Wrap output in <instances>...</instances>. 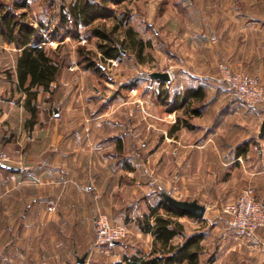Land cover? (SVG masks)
Wrapping results in <instances>:
<instances>
[{"label":"crops","instance_id":"0c3cea01","mask_svg":"<svg viewBox=\"0 0 264 264\" xmlns=\"http://www.w3.org/2000/svg\"><path fill=\"white\" fill-rule=\"evenodd\" d=\"M234 17L231 20L225 16L224 22L221 19L219 24H208L210 30L195 38L206 50L199 64L208 67L205 64L217 60L235 69L245 68L264 86V19ZM18 51L0 35V151L13 159L11 164L0 167V264H126L125 256L142 253L148 257L154 249L152 236L139 231L136 218L147 213L149 206L159 199L165 200V196L173 203L200 205L205 216V205L197 197L179 196L190 186L184 185L186 180L194 181V171L201 168L209 175L224 171L226 186L254 187L256 199L264 203V132L259 137L264 105L245 109L225 99V115L224 111L220 116L207 115L219 103V91L227 94L221 83L222 90L219 85L215 88V99L202 102L198 115L190 114V128L181 122L173 129L175 120L157 148L158 171L172 170L173 180H169L167 187H158L160 193L156 195L149 184L143 187L135 180V168L130 161L118 159V151L123 152L122 140L108 136L101 139V133L88 132L87 119L69 115L67 104L58 101L59 92L65 88L61 78L73 72L72 67L61 71L51 84L50 93L37 94V115L32 124L27 122L30 113L24 106L25 94L16 82ZM182 71L183 78L173 85L177 102L189 88L201 87L204 97L208 96L215 79L212 73L196 72L193 66ZM49 96L53 97L51 101ZM192 102L195 101L191 100L190 105ZM255 119L256 129L251 127ZM182 132H188L191 140L181 143ZM169 141L175 145L166 149ZM182 148L188 152L184 158ZM145 153L151 155L150 150ZM208 154L210 157L201 162L202 156ZM99 213H105L114 222L123 221L143 241L139 245H97L93 219ZM188 215L177 218L183 227L186 219L197 221ZM176 239L181 242L182 237L176 236L172 241ZM256 239L257 255L245 254V243L231 251L237 253V263L264 264V227L257 230ZM84 254V262L78 263Z\"/></svg>","mask_w":264,"mask_h":264},{"label":"rangeland","instance_id":"374dc122","mask_svg":"<svg viewBox=\"0 0 264 264\" xmlns=\"http://www.w3.org/2000/svg\"><path fill=\"white\" fill-rule=\"evenodd\" d=\"M70 1L0 0V17L4 13L12 12L17 21L37 27L47 41L46 47L54 49L60 45L59 55L66 58V66L63 69L69 70L68 68L72 67L74 70L62 76L61 83L65 88L59 92L58 101L67 104L65 106L69 107V115L87 119L88 132L101 133V139L108 136L112 137V140H122L123 152L118 151L121 153L118 159L123 162L130 161L135 168L133 173L135 180L143 187L149 184L158 195L160 193L158 187H167L169 180H173L172 170L166 173L158 171L157 148L161 139L164 133L171 131L172 123L178 118L182 123L191 121L188 111L190 108L185 105L172 108V98L176 94L173 85L178 79L183 78L182 69L193 66L194 71L205 70L215 77L211 84L213 88L202 102L215 99L213 96L217 95L215 88L218 85L222 90L221 83L216 80L219 63H225L232 70H240L256 77L247 69H235L224 61L216 60L211 65L205 64L208 67L200 65L201 61L198 60L206 55V52H203L205 45L197 43L195 38L206 33V29H209L208 24H219L221 19L224 22L225 16L231 20L235 18L234 15H240L244 20L256 17L264 19V0H123L119 5H112L117 16L127 13L129 17L127 25L136 30L138 37L151 42V47L144 52L142 62H139L130 50H121L118 59H100V54L95 48L96 39H88L83 27L79 28V40L64 37L62 29L57 36L51 37L50 34L58 23L59 5ZM112 22L113 18L105 20L108 26L112 25ZM39 23L42 25L39 26ZM209 35H212L211 31ZM79 45L96 52L94 61L98 70L84 69L77 64L76 49ZM163 73L168 74V79L162 78ZM163 90L168 91L166 104H163L158 96L160 92V98L164 97ZM219 92L221 94L219 103L214 104L211 110L213 113L208 111L207 115L220 116L223 111L225 115V99L250 109L238 98ZM48 99L51 101L53 97L49 96ZM202 102H192L190 107L198 108ZM251 127L258 128L256 119ZM189 140H191L189 133L182 132L180 142L185 143ZM104 141L102 142L105 143ZM173 144L172 141L166 142V149L171 148ZM182 149L184 158L188 152L184 151L185 148ZM149 150L151 155L147 156L145 151ZM132 154L134 155L131 156ZM206 157L209 158L210 155L202 156L201 162ZM252 157L254 159V156ZM196 160L199 163V157ZM194 172V181L186 180L184 184L190 185L191 188L186 187L179 196L182 198L195 196L205 205V216L197 218L196 222L190 219L183 222V231L186 234L193 232L205 234L200 241L201 250L198 256L200 264L216 260L226 261L225 264H239L237 253L231 251L233 249L236 251L239 246L244 245L243 243L248 249L245 254L257 255L258 243L253 244L252 241L238 237L231 227L228 215L223 212L224 205L234 199L243 187L226 186L224 171L209 175L201 168ZM228 179L231 180V175ZM252 188L256 198L255 188ZM132 212L137 214L134 209ZM140 213L138 211V214ZM110 221L127 227V235L117 242L139 245L143 241L123 221L114 222L111 219ZM179 242L180 240H174V243ZM243 252L244 250L241 252L242 255Z\"/></svg>","mask_w":264,"mask_h":264},{"label":"trees","instance_id":"16d2710c","mask_svg":"<svg viewBox=\"0 0 264 264\" xmlns=\"http://www.w3.org/2000/svg\"><path fill=\"white\" fill-rule=\"evenodd\" d=\"M122 1L71 0L68 3H61L58 7V23L50 35L55 37L62 29L64 37L79 40V28L83 27L88 39H96L95 48L100 54V59H118L121 50H130L137 60L142 62L144 52L151 47V42L138 37L136 30L127 25L129 17L126 12L120 17L115 14L112 5H119ZM108 18H113L110 26L105 23ZM41 25L39 23V26ZM0 35L19 49L16 57V82L18 88L25 94L24 106L30 113L27 122L32 124V119L36 117L38 111L37 94L40 91L51 92V84L57 81L66 66V58L59 55L60 45L54 49L46 47L47 41L37 27L17 21L12 12L1 15ZM76 53L78 65L84 69L98 70L94 61L96 52L79 45ZM162 92L164 97L160 98V92L158 96L160 101L166 104L168 91ZM203 98L204 91L201 87L189 88L185 90L179 102L178 95H174L172 108L176 109L184 103L189 108L191 100L199 103ZM188 111L190 114L198 115L199 107H191ZM179 123L181 120L177 119L173 129H177ZM182 125L190 128L187 121H183ZM180 216L190 217L188 213L173 207L164 199H159L155 205L149 206L148 212L137 217L135 222L140 232L152 236L153 252L148 257L142 253L125 256L123 261L126 264H179L183 261H186V264H197L203 234L184 235L183 225L177 221ZM176 236H181L182 241L174 243L172 240Z\"/></svg>","mask_w":264,"mask_h":264},{"label":"built area","instance_id":"2783aa9c","mask_svg":"<svg viewBox=\"0 0 264 264\" xmlns=\"http://www.w3.org/2000/svg\"><path fill=\"white\" fill-rule=\"evenodd\" d=\"M216 78L223 84L227 94L238 98L247 107L264 105V87L256 77L240 70H232L225 63H219ZM11 163V156L5 151H0V167ZM223 212L228 215L231 227L238 237L257 244V230L264 227V203L254 197L251 186L243 187L234 199L224 205ZM93 230L97 245L117 242L127 235L126 225L112 223L104 213L94 217Z\"/></svg>","mask_w":264,"mask_h":264},{"label":"water","instance_id":"95a60500","mask_svg":"<svg viewBox=\"0 0 264 264\" xmlns=\"http://www.w3.org/2000/svg\"><path fill=\"white\" fill-rule=\"evenodd\" d=\"M161 76L164 80L168 79L167 73H163ZM54 113L55 114L57 113L55 109H54ZM263 132H264V122H262V124L260 126L259 137L262 136ZM164 198H165V201H167L173 207L180 209V210L192 215L195 218H200L204 212L203 207L196 206L195 204L190 205V204H182V203H173L169 200V198L167 196H165ZM113 243H116V241L110 242L109 244H113ZM84 258H85V254L80 259H78V263H83Z\"/></svg>","mask_w":264,"mask_h":264}]
</instances>
